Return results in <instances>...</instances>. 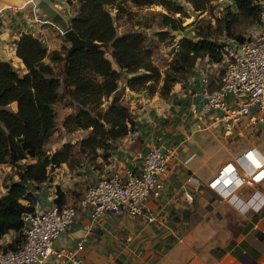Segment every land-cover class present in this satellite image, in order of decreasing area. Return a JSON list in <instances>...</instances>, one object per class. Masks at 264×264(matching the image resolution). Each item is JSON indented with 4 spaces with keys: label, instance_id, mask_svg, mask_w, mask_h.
<instances>
[{
    "label": "crops",
    "instance_id": "obj_1",
    "mask_svg": "<svg viewBox=\"0 0 264 264\" xmlns=\"http://www.w3.org/2000/svg\"><path fill=\"white\" fill-rule=\"evenodd\" d=\"M50 1L70 27L80 1ZM0 10L5 13L0 60L11 61L21 73H26V68L16 55V41L23 34L38 38L49 53L68 45L58 30L61 27L40 10L36 0H0ZM198 67L186 83L177 84L169 99L158 92L138 93L127 88L125 96L136 125L113 145L110 157L104 158V150L98 149V157H84L79 168L71 170L62 164L52 170L42 192L36 194L32 189L46 208L56 205L58 191L64 194L65 204L78 206L87 188L100 179L139 171L144 154L160 143L156 137L172 151L169 170L162 176V195L148 203L143 217L108 214L93 221L88 209L79 208L75 223L55 242L56 250L76 249L83 243L81 255L91 264H264V179L253 185H234L228 198L210 187L229 163L237 166L240 176L250 178V164L255 169L264 167V128L246 123L214 126L209 119L195 120L191 112L201 101V75L206 70L212 74L214 69L208 59ZM12 108L16 111L17 104ZM168 118L172 129L164 131L161 122ZM202 133L213 135L211 145L220 151L200 142ZM193 154L196 157L185 164ZM233 167L231 164L223 175ZM12 172L11 165H0V198L8 191L3 185ZM186 193H191L193 200L186 199ZM18 238L13 231L0 237V250ZM45 264L73 263L52 256Z\"/></svg>",
    "mask_w": 264,
    "mask_h": 264
},
{
    "label": "trees",
    "instance_id": "obj_2",
    "mask_svg": "<svg viewBox=\"0 0 264 264\" xmlns=\"http://www.w3.org/2000/svg\"><path fill=\"white\" fill-rule=\"evenodd\" d=\"M79 1L70 29L81 39L106 44L107 48H80L66 66L70 46L63 45L60 51L49 53L38 38L23 34L16 41V55L26 73H21L11 61L0 60V165H11L18 177L9 178L8 191L0 198V237L11 231L19 235L5 250L21 245L22 217L33 210L36 196L32 189L40 192L52 170L62 164L71 170L79 168L84 157L97 158L98 149L104 150L103 157L107 159L113 145L134 130L136 117L127 103V88L138 93L159 92L162 98L169 99L176 85L186 83L203 59L207 57L216 64L224 60L225 46L206 38L199 42L182 38L163 74L152 60V50L145 45V34H120L113 13L129 14L127 4L138 8L161 6L170 13L162 15V26L179 32L184 29L182 23L171 14L180 13L182 8L170 0ZM185 1L196 12H205L216 0ZM260 1L232 0L236 12L228 8L221 20L227 37L239 44L246 40L234 30L235 24L242 18L248 26H256ZM159 36L164 39L166 34ZM65 98L74 112L65 118L63 129L91 130V134L51 154L45 146L58 129L55 106ZM13 104H17L16 111ZM54 203L59 207L65 204L61 191Z\"/></svg>",
    "mask_w": 264,
    "mask_h": 264
},
{
    "label": "built area",
    "instance_id": "obj_3",
    "mask_svg": "<svg viewBox=\"0 0 264 264\" xmlns=\"http://www.w3.org/2000/svg\"><path fill=\"white\" fill-rule=\"evenodd\" d=\"M4 16V11L0 10V29ZM59 31L64 35V30L59 28ZM211 64L215 70L220 66L222 68L218 73L215 70L212 74L208 70L202 73L201 101L192 107V117L197 121L209 119L214 126L246 123L264 128V0L260 1L259 23L250 29L246 40L236 47L226 45L223 62ZM196 68L199 70L198 66ZM253 150L244 157L247 158ZM172 157L166 143L156 144L144 154L139 171L114 173L100 179L87 188L78 206L64 204L46 208L42 198L36 195L33 210L22 217L21 245L15 250H0V264H45L52 256L73 264H91L81 255L83 243L71 250L54 248L55 242L75 223L79 208L88 209L93 221H99L108 214L143 217L148 203L162 195V176L168 172ZM195 157V154L191 155L185 164ZM231 164L233 172L240 176L237 166L229 163L210 183V187L225 198L233 195L234 185L258 182L254 180L257 169L250 164L252 177L240 176L242 183L225 187L229 190L225 196V189L221 191L214 185ZM185 196L193 200L191 193Z\"/></svg>",
    "mask_w": 264,
    "mask_h": 264
},
{
    "label": "rangeland",
    "instance_id": "obj_4",
    "mask_svg": "<svg viewBox=\"0 0 264 264\" xmlns=\"http://www.w3.org/2000/svg\"><path fill=\"white\" fill-rule=\"evenodd\" d=\"M170 1L175 2L177 6L182 8V11L180 13L171 14L177 20L181 21L184 28L182 31L174 32L162 26V15L170 13L161 6L155 5L149 8H138L133 4H127V10L128 12H130L129 14L118 15L116 11H114L113 13L115 25L119 32L128 33L131 31H139L145 34V45L152 50V60L163 74L169 68L171 62L173 61L174 54L177 51L182 38L193 39L195 42H199L202 38H206L209 41L214 42L215 44L220 46H237V42H234L232 39L227 37L221 23V20L226 16V11L228 8L236 12V7L234 6L232 0V4H229V0H216L208 6L205 12H196L193 7L185 0ZM251 27L252 26H248L247 23H245L242 18H240L239 21L235 24L234 30L246 39L249 35ZM162 32L166 34L164 39L159 36V34ZM60 35L65 38V36L61 33ZM66 43L68 44V46H70L69 41ZM107 57L111 59V56L109 54L107 55ZM206 59L208 58L206 57L205 59H203V61ZM221 68L222 67L220 66L217 68V70L211 69L210 73H212L213 70H215V73H218ZM190 78L191 77H189V79ZM157 90H159V86ZM55 109L58 118V129L45 146L46 151L51 154L57 150L62 149L65 144L78 143L82 141L88 134H91V130L67 132L65 129H63V122L65 118L69 113L74 112V109L69 107V99L65 98L61 103L55 106ZM161 123L162 129L164 131L165 129H172L170 118L166 119L165 122L163 120ZM186 133L190 135L189 131H186ZM198 136V140L200 142H203L204 145H208V147L210 149H214V151H220L218 149V146L214 147L213 145H211L213 135L202 133ZM155 139L157 140V142H164L159 140L160 137H156ZM27 162L30 163L31 161L28 160ZM14 174L15 173L13 171L11 175H8L6 177L3 185L5 189L8 186L7 181H11L9 180V178L15 177ZM40 191L42 192V188H40Z\"/></svg>",
    "mask_w": 264,
    "mask_h": 264
},
{
    "label": "water",
    "instance_id": "obj_5",
    "mask_svg": "<svg viewBox=\"0 0 264 264\" xmlns=\"http://www.w3.org/2000/svg\"><path fill=\"white\" fill-rule=\"evenodd\" d=\"M50 0H36L37 6L40 10H43L48 14V16L52 19V21L58 24L64 31L65 38L69 41L70 47L68 48L67 55L65 57L66 66L71 58V56L80 48H107L106 44H99L97 42H93L91 40H83L78 34L70 29L66 20L50 5Z\"/></svg>",
    "mask_w": 264,
    "mask_h": 264
},
{
    "label": "bare ground",
    "instance_id": "obj_6",
    "mask_svg": "<svg viewBox=\"0 0 264 264\" xmlns=\"http://www.w3.org/2000/svg\"><path fill=\"white\" fill-rule=\"evenodd\" d=\"M249 163H251V162L249 161ZM255 175H256V178L254 180H256V181L264 179V167L261 170L257 169V172ZM234 183L241 184L242 179L240 178V176H237L236 173L233 172V170L232 171L230 170L229 172L224 174L220 179H218L215 182L214 186L216 188H218L219 190L223 191V189H225V187L230 186L231 184H234ZM223 192H224L225 196H227L229 194V190H227V189H225Z\"/></svg>",
    "mask_w": 264,
    "mask_h": 264
}]
</instances>
